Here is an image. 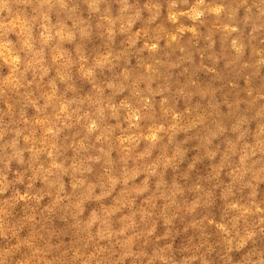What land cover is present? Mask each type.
Wrapping results in <instances>:
<instances>
[{"label":"clouds","instance_id":"1","mask_svg":"<svg viewBox=\"0 0 264 264\" xmlns=\"http://www.w3.org/2000/svg\"><path fill=\"white\" fill-rule=\"evenodd\" d=\"M0 264H264V0H0Z\"/></svg>","mask_w":264,"mask_h":264}]
</instances>
